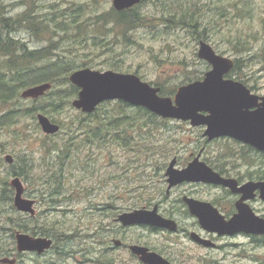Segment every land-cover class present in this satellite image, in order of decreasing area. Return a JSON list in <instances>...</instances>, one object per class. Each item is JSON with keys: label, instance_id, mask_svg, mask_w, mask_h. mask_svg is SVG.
<instances>
[{"label": "rangeland", "instance_id": "374dc122", "mask_svg": "<svg viewBox=\"0 0 264 264\" xmlns=\"http://www.w3.org/2000/svg\"><path fill=\"white\" fill-rule=\"evenodd\" d=\"M139 6L137 13L144 17L143 24L122 34L120 25L99 19L116 12L112 0H0V9L9 18H28L24 27L18 26L10 36L28 51L51 47L49 58L36 66L38 70L45 68L44 72L48 68L55 70L47 73L54 81H46L52 84L48 92L54 90L55 95L46 92L41 100L23 99L20 94L26 88H21L18 99L0 103V117L18 105L27 109L49 103L54 96L56 100L64 96L66 102H72L77 95L72 93L70 82L63 81L61 72L67 64L73 71L90 68L137 72L143 81L169 91L173 97L178 87L203 77L207 63L197 56L200 41L210 44L219 55L237 61L235 79L250 85L264 84V0H147ZM66 102L48 113L51 120L63 124L61 133L54 138L48 139L42 133L36 118L41 112L35 114V120L30 114H22L0 124V193L6 187L4 182L9 185L13 179L10 174L20 168L26 175L23 197L35 201L33 218L22 213L0 218V260L16 259L15 264H142L126 249H111L112 239H119L125 245L148 244L164 257H171L175 264H264V247L259 245L249 246L248 256L238 259L233 249H228L231 254L225 256L222 251L199 249L183 236L115 223L120 213L131 209L132 189L140 188V196L159 201L172 155L186 154V144L202 143L201 132L166 119L152 133L144 129L150 135L144 140L140 130L133 129L138 143L132 147L77 143L78 136L73 140V150L63 154L59 148L70 136L68 127L74 128L77 120L84 117ZM129 106L126 114L138 112ZM105 108L113 112L117 106L112 101ZM138 115L140 118L139 112ZM231 143H210L209 158L215 163L217 153H223L225 148L227 153L235 150ZM7 155L14 158L11 165L5 161ZM22 160L28 163L25 167ZM9 191L5 193L7 206L12 204L7 197H14L11 186ZM215 192L199 190L205 197ZM8 218L10 224L2 223ZM16 224L26 225L24 233L28 235L53 227L60 235L46 237L52 238L57 248L42 257L18 253L11 234Z\"/></svg>", "mask_w": 264, "mask_h": 264}, {"label": "water", "instance_id": "95a60500", "mask_svg": "<svg viewBox=\"0 0 264 264\" xmlns=\"http://www.w3.org/2000/svg\"><path fill=\"white\" fill-rule=\"evenodd\" d=\"M139 3L140 0L112 1L114 9L118 11ZM197 56L211 65V70L201 81L177 88L173 97L161 96L159 87L151 86L133 74L116 73L111 70L100 72L89 68L76 70L68 77L69 82L79 89L71 105L81 113L92 114L106 101H123L134 107L145 108L162 119L189 121L194 127L204 126V137L208 140L229 137L264 151V98H261L258 108L251 110L258 98L250 95L241 83L223 79V76L232 69L234 62L230 58L218 55L207 42H199ZM51 87L50 83L37 84L26 88L20 95L23 99H38ZM201 112L207 114L203 115ZM36 118L44 135H55L60 131V126L45 114L38 113ZM5 160L8 164L12 163V157L9 155ZM173 166L174 161L169 164L166 171L168 190L173 185L185 181L207 184H218L221 181L216 173L197 160L183 171H177ZM9 185L14 189V207L20 212L34 216L35 201L23 197L25 188L20 178L14 177ZM186 201L191 213L199 219L204 228L215 231L230 225L229 231H220L219 234L237 232L235 220L223 225L216 220L215 213L208 204L194 200ZM118 220L124 226L148 225L170 232L177 230L176 222L162 217L156 209L124 213L118 217ZM245 232L264 233L258 230H245ZM191 238L207 246L212 245L198 238L196 234H191ZM16 244L19 252L30 251L42 254L50 249L52 240L47 237L34 238L18 232ZM115 244L118 245L117 242ZM131 250L143 264H171L161 255L148 252L146 248L134 245L131 246ZM1 262L13 264L14 260L3 259Z\"/></svg>", "mask_w": 264, "mask_h": 264}, {"label": "flooded vegetation", "instance_id": "af4514ba", "mask_svg": "<svg viewBox=\"0 0 264 264\" xmlns=\"http://www.w3.org/2000/svg\"><path fill=\"white\" fill-rule=\"evenodd\" d=\"M146 1L147 0H140L139 4L124 10H134L137 13L140 7L139 5H141ZM124 10H119V11L116 10V12H121ZM112 23H114L115 25H119L115 21ZM138 27H134L133 29ZM120 29L122 31V34H124L125 33L124 29L121 26ZM133 29H128V30H133ZM233 61H234V65L232 69L223 76V79L241 83L249 91L250 95L257 97L258 99L255 102V106L251 108V110H255L256 108H258V106H260L261 98H264V84L250 85L248 83L243 82L240 79H235L236 77H234L233 74L238 70L239 66L236 60ZM204 67L206 68V70L203 73V77H199V79L196 80H202L205 74L208 71H210L212 68L211 65L209 64H206ZM114 72L120 73L117 71ZM122 74H133L141 79V77L137 72L130 73L128 70H125V73ZM196 80L187 82L185 83V85L194 82ZM201 114L206 115L207 113L201 112ZM176 122L183 123L190 130L200 131L202 143L192 144L191 142L190 144L185 145V151L187 152L186 154L172 155V159L170 160V163L174 161L173 168L177 171H183L189 166V164L197 160L199 163L205 164L214 173H216L221 179V181L218 184H207L203 182L185 181L173 185L168 190L169 183L167 182L168 178L166 176V171H167L166 169L165 179L163 181V184H165V186L162 188L164 192L158 193L160 195L159 201H155L154 199H152L151 196L148 197H142L143 195L140 196V194L138 193V190L140 188L132 189L129 192V194H131L130 200L133 201V204H131L132 207L128 211L120 213L114 219L115 223L121 225L122 227H129V226H124L118 220V217L120 215L124 213H131L136 210L152 211L156 209L157 213L162 217L176 222L177 224L176 232H170L164 229H160L148 225H131V226H143L149 228L151 232L163 230L175 236H183L184 238L189 239V241L199 249H204L205 251H222L224 252L225 256L231 254L228 249H233L235 253L234 257L238 259H242L248 256L249 252L247 250L249 246L259 245L261 247H264V233L245 232V230H250V231L258 230L264 232V151L257 150L255 147L251 145L244 144L238 140L229 137H220L214 140H208L206 137H204V131H205L204 126L194 127L191 126L189 121L186 122L176 121ZM220 140H226L227 142H232L231 146H234L235 150L231 149L232 151L227 153V149L225 148L223 150V153L216 154L215 156L216 162L214 163L213 159L209 158L208 156V152H209L208 146L210 143L214 141L217 142ZM13 159L14 158L12 157V163L14 161ZM10 176L14 178L12 173L10 174ZM157 185L160 186L161 181H158ZM201 189L216 190V192L213 193V196L208 195L207 197H205L199 193V190ZM175 193H178V195L175 196ZM186 200H194L196 202L208 204L211 207V210L214 211L216 220L222 223L223 225H227L232 220H235L236 222L235 227H237V232L233 234H227V233L219 234L220 231L221 232L229 231L231 229L229 228L230 225H227L223 229L215 230V231H211L204 228L200 224L199 219L191 213L190 207ZM11 203H12L11 205L13 206L14 210L17 213V214H12L13 216L22 213V214H28L31 218L35 217V215L31 216L29 213H23L18 211L13 205V199ZM179 214L182 215V219L180 218ZM12 215H10L9 218H11ZM22 227L23 228L20 229H18V227L17 229L11 227V231H12L11 234L15 239V243H16V234L18 232L22 234H27L26 232L24 233L26 225H22ZM120 229L121 227L118 226L117 231H119ZM40 234L41 232L39 231V233H35L33 235H28V234L27 235L34 238H40L38 237ZM191 234H196L198 238L210 242L212 245L207 246L192 239ZM42 237H46V236L43 234ZM51 240H52V246L50 247V249L45 250L42 254H38L37 252H30V251L19 252L17 250V244H16V251L18 253H34L38 255V257H42L50 250L57 248L55 247L54 240L52 238ZM116 242L118 243V245L115 244ZM112 243L113 245L111 246V249L113 250L126 249L127 252L129 253V256L135 260H138L139 262L141 261L139 260V257L132 252L131 246L137 245L146 248L148 252H154L161 255L160 253H158L153 248L149 247L148 244L145 243L144 244L133 243L130 245H125L119 239H112ZM253 250L254 248L252 249V251ZM161 256L164 257L163 255ZM164 258L168 260L171 264H175L174 260L171 257L167 256V258L166 257ZM3 259H9V258L4 257L1 260ZM1 260H0L1 264H7V263H2ZM9 260H14L13 264L16 263V259H9Z\"/></svg>", "mask_w": 264, "mask_h": 264}, {"label": "trees", "instance_id": "16d2710c", "mask_svg": "<svg viewBox=\"0 0 264 264\" xmlns=\"http://www.w3.org/2000/svg\"><path fill=\"white\" fill-rule=\"evenodd\" d=\"M21 16L20 19L14 20L13 18H9L2 8L0 9V103L2 104H5L12 98L18 99V92L21 88H28L35 84H39L42 82L45 83L46 81H54V79L51 78V75L47 77V73L52 74L55 72L54 69L48 68V71L44 72L43 69L45 68L38 70L37 67V64L39 62L49 58L51 47L28 51L25 48L24 44H21L20 41L10 36L11 32L18 29V26L24 27L23 23L27 21V18H25V15ZM99 19L102 23L115 21L124 29V31L141 26L144 22V18L134 10H124L121 12L111 11L106 13L105 16H101ZM65 25L67 24L63 23L64 27ZM84 37H86V35ZM76 70L78 69L76 68ZM74 71L71 65H63V68L61 70L64 75L63 81H69V74ZM70 89L76 96L79 91L78 88L71 84ZM48 93L49 95H52L53 93L55 95L54 90ZM160 95L169 96L170 92L165 91L161 88ZM32 101L37 103L38 100ZM64 102H66V97H59V99L56 100L54 96L49 103H45L41 106L38 104V106H31L30 108L25 109L21 108L17 104V107L10 109L7 114H4L0 117V124H7V122H9L11 119L15 120L22 114H30L34 120L35 114L37 112H41L42 114L50 117L51 115H49L48 113H52L61 105V103L64 104ZM66 103L70 104L71 106V102L69 100ZM110 103L111 101L102 103L92 114H84L80 112L84 117H80V119L77 120L74 128L72 127V125L68 127L69 130H71V132L69 133L70 136L64 141L63 147L59 148L60 153L64 154L66 152L72 151V144H76L73 140H77L78 136L80 137V140H78L77 143H98L100 145L115 143L123 147H132L133 144L138 143L135 142V137L131 132L133 131V129L140 130L139 132L141 134V138L144 140L146 137L150 136L147 132L144 131V129H149L151 132L159 129V127L165 123L166 119H162L142 107H134L135 110L139 112L140 118L138 112L134 115L126 114L125 109L128 108L129 105L124 103L123 101H114L117 109L113 112L107 111L105 106ZM51 121L58 124L60 126V129L62 130V123L56 120ZM142 129L144 131L143 133H141ZM61 130L60 132L55 134V136H58V134L61 133ZM46 137H48V139L54 138L53 135H46ZM58 160H61L60 156H58ZM22 162L24 164L22 167H25V164H28L26 160H22ZM12 175L14 177L20 178V180L22 179L21 181H26L25 172L20 168L15 169L12 172ZM4 183L6 187L0 193V214L3 215L0 216V218H4L5 214H8L9 216L12 214H17L11 204L8 206L4 204L5 193L10 192V185H8L6 181ZM7 201L9 203L12 201V199L10 197H7ZM8 220L10 219H4V222H1L4 224H10V221ZM14 226L18 227V229L23 228L22 225L19 224H16ZM56 231L57 230H55L53 227H48V229L46 230L44 229V227L40 228L41 234L43 233L47 237H55L57 235H60L59 232ZM0 254H3V250L1 249Z\"/></svg>", "mask_w": 264, "mask_h": 264}]
</instances>
